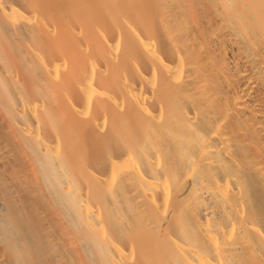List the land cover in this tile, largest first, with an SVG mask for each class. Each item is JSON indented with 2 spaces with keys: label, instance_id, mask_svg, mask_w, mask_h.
<instances>
[{
  "label": "bare ground",
  "instance_id": "6f19581e",
  "mask_svg": "<svg viewBox=\"0 0 264 264\" xmlns=\"http://www.w3.org/2000/svg\"><path fill=\"white\" fill-rule=\"evenodd\" d=\"M0 264H264V0H0Z\"/></svg>",
  "mask_w": 264,
  "mask_h": 264
}]
</instances>
